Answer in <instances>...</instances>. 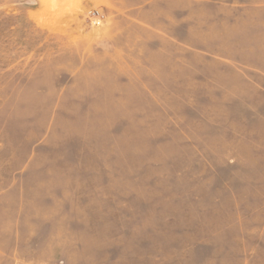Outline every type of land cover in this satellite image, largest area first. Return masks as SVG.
<instances>
[{"label":"rangeland","instance_id":"rangeland-1","mask_svg":"<svg viewBox=\"0 0 264 264\" xmlns=\"http://www.w3.org/2000/svg\"><path fill=\"white\" fill-rule=\"evenodd\" d=\"M0 264H264V0H0Z\"/></svg>","mask_w":264,"mask_h":264}]
</instances>
